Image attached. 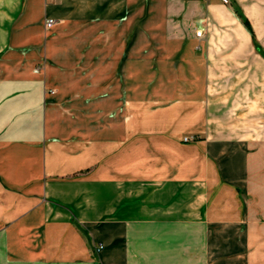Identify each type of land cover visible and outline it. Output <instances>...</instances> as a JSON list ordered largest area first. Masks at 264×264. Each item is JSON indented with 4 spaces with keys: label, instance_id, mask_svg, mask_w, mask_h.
Masks as SVG:
<instances>
[{
    "label": "crops",
    "instance_id": "obj_1",
    "mask_svg": "<svg viewBox=\"0 0 264 264\" xmlns=\"http://www.w3.org/2000/svg\"><path fill=\"white\" fill-rule=\"evenodd\" d=\"M259 89L264 0H0V264H264Z\"/></svg>",
    "mask_w": 264,
    "mask_h": 264
},
{
    "label": "rangeland",
    "instance_id": "obj_2",
    "mask_svg": "<svg viewBox=\"0 0 264 264\" xmlns=\"http://www.w3.org/2000/svg\"><path fill=\"white\" fill-rule=\"evenodd\" d=\"M230 91H231V89L225 88V87L212 89V93L214 95H221L222 96V98L220 99L221 100L220 103L222 105V110L221 109L219 111L217 110L216 114L220 118V120L217 121V122L221 123V124H224V125H228L230 123L229 122V107H230L229 100L231 98L230 94H229ZM253 95H254L255 98H256V96L259 97V98H261V97L264 98V89L254 90V94H252V96ZM258 104L261 107V104H264V99L259 101ZM244 128H246V129L258 128V126H256L255 124H252V123H247V124H244ZM185 137L190 138L189 140H192V141H195V140L198 139L197 135L184 136V138ZM101 249H97V251H100ZM260 262H261V260L257 261V263L255 261V264H259Z\"/></svg>",
    "mask_w": 264,
    "mask_h": 264
},
{
    "label": "built area",
    "instance_id": "obj_3",
    "mask_svg": "<svg viewBox=\"0 0 264 264\" xmlns=\"http://www.w3.org/2000/svg\"><path fill=\"white\" fill-rule=\"evenodd\" d=\"M220 1L222 3H224V4H230L231 3V0H220ZM55 22H56V20L54 18L49 17V18L46 19L45 24H46L47 27H51ZM203 32H204V30L202 28H199L196 33H197L198 36H201L203 34ZM36 70H39V68H37ZM184 139H185V141H187L190 138L185 137ZM102 247H103L102 243H99L97 245V249H101Z\"/></svg>",
    "mask_w": 264,
    "mask_h": 264
},
{
    "label": "trees",
    "instance_id": "obj_4",
    "mask_svg": "<svg viewBox=\"0 0 264 264\" xmlns=\"http://www.w3.org/2000/svg\"><path fill=\"white\" fill-rule=\"evenodd\" d=\"M235 10H236V12L239 14V16L241 17V20H242L243 23L246 25V27H247L251 32H253L252 26H251V24H250L248 18L244 15V13L241 12V11L239 10L238 7H236Z\"/></svg>",
    "mask_w": 264,
    "mask_h": 264
}]
</instances>
